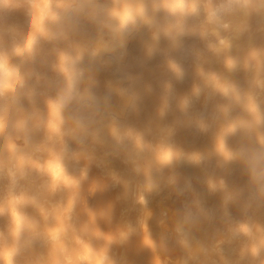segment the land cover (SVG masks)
<instances>
[{
  "label": "clouds",
  "instance_id": "obj_1",
  "mask_svg": "<svg viewBox=\"0 0 264 264\" xmlns=\"http://www.w3.org/2000/svg\"><path fill=\"white\" fill-rule=\"evenodd\" d=\"M0 264H264V0H0Z\"/></svg>",
  "mask_w": 264,
  "mask_h": 264
},
{
  "label": "bare ground",
  "instance_id": "obj_2",
  "mask_svg": "<svg viewBox=\"0 0 264 264\" xmlns=\"http://www.w3.org/2000/svg\"><path fill=\"white\" fill-rule=\"evenodd\" d=\"M133 55H135V49H133ZM161 58H157L156 61L153 62V64H157L154 66V68L151 70L150 74L146 72V74L150 75V78H158L159 77V62ZM240 79V82L243 83L242 76L238 77ZM191 84V75H189L188 78H186V81L183 84H178L177 89L179 91H185L190 87ZM156 102L155 96H149L144 101V113L142 114L141 119L146 117L148 114L151 113L154 103ZM199 107V105H198ZM171 119V117H169ZM178 140L183 144L186 148H192V147H203L206 142L207 138L204 136H194L185 132L180 133L178 136ZM182 171L185 174H195L196 170L191 168H183Z\"/></svg>",
  "mask_w": 264,
  "mask_h": 264
}]
</instances>
